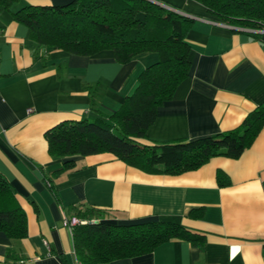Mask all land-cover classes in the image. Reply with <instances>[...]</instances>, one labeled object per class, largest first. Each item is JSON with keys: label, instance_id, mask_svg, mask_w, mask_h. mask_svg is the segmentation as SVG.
Instances as JSON below:
<instances>
[{"label": "crops", "instance_id": "0c3cea01", "mask_svg": "<svg viewBox=\"0 0 264 264\" xmlns=\"http://www.w3.org/2000/svg\"><path fill=\"white\" fill-rule=\"evenodd\" d=\"M70 1L0 3V173L28 221L23 239L0 231V264H80L64 220L92 207L104 209L103 219L112 223H178L201 243L177 238L106 264H264V125L239 158L215 156L176 174L146 172L109 152L75 156L74 166L62 170L70 158L50 154L47 130L115 113L141 72L159 59L153 51L121 63L112 49L91 55L47 50L14 18L25 5ZM151 1L195 21L187 34L190 74L158 108L141 142L197 139L237 127L264 103V33L237 29L195 0ZM93 89L101 93L99 111L92 108Z\"/></svg>", "mask_w": 264, "mask_h": 264}, {"label": "trees", "instance_id": "16d2710c", "mask_svg": "<svg viewBox=\"0 0 264 264\" xmlns=\"http://www.w3.org/2000/svg\"><path fill=\"white\" fill-rule=\"evenodd\" d=\"M12 1L0 3L9 6ZM195 1L237 29H264V0ZM14 18L26 24L32 41L47 50L91 55L112 49L121 63L145 52L159 54L158 61L141 72L136 90L115 113L105 115V119L63 122L46 131L50 154L70 158L62 170L74 166L75 156L109 152L146 172L181 173L197 169L215 156L239 158L264 125L262 103L237 127L216 135L153 145L141 142L156 121L158 108L173 98L190 74L187 34L195 20L184 13L151 0H72L66 4L25 5L14 12ZM91 93L92 108L99 111L101 93L94 89ZM93 216L97 222L91 221ZM79 218L87 220L73 228L80 264H106L143 255L177 238L201 245L193 233L174 222L112 223L103 219L104 209L95 207ZM0 231L10 239L28 235L26 212L1 173Z\"/></svg>", "mask_w": 264, "mask_h": 264}, {"label": "built area", "instance_id": "2783aa9c", "mask_svg": "<svg viewBox=\"0 0 264 264\" xmlns=\"http://www.w3.org/2000/svg\"><path fill=\"white\" fill-rule=\"evenodd\" d=\"M247 29L250 31H254V32L264 33V29H261V30L250 29V28H247ZM86 222H87V220H80L78 217H71V218H66L64 220V225L73 229L76 225H78L80 223H86Z\"/></svg>", "mask_w": 264, "mask_h": 264}, {"label": "water", "instance_id": "95a60500", "mask_svg": "<svg viewBox=\"0 0 264 264\" xmlns=\"http://www.w3.org/2000/svg\"><path fill=\"white\" fill-rule=\"evenodd\" d=\"M159 4H162V3H159ZM163 5V4H162ZM93 222H97V221H93Z\"/></svg>", "mask_w": 264, "mask_h": 264}, {"label": "rangeland", "instance_id": "374dc122", "mask_svg": "<svg viewBox=\"0 0 264 264\" xmlns=\"http://www.w3.org/2000/svg\"><path fill=\"white\" fill-rule=\"evenodd\" d=\"M165 6V5H164ZM167 7V6H166Z\"/></svg>", "mask_w": 264, "mask_h": 264}]
</instances>
